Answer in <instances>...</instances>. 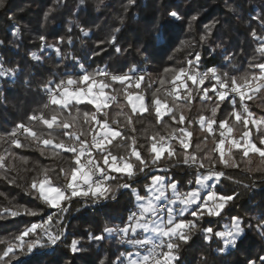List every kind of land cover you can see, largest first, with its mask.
Wrapping results in <instances>:
<instances>
[{
  "label": "trees",
  "instance_id": "trees-1",
  "mask_svg": "<svg viewBox=\"0 0 264 264\" xmlns=\"http://www.w3.org/2000/svg\"><path fill=\"white\" fill-rule=\"evenodd\" d=\"M173 11L180 19L169 15ZM259 14H264V0H135V3H130V0H3L0 6V65L8 74L0 76V135L10 132L18 123H24L43 138H49L48 133L52 131L54 142L65 140L64 130L55 129V126L54 130H49L40 121L28 120L32 114H43L50 119L52 115L61 113L59 106L49 104L44 108L49 97L43 85L48 81L54 85L65 72L75 77L97 69H107L112 74L145 69L148 74L140 88L130 86L129 91L142 92L146 95L147 104L153 98L152 93L161 87L159 81L169 80L174 70L187 67V61L194 60L196 53L200 55L198 67L204 69L215 67L220 73L228 72L230 76L251 71L249 62L261 60L255 51L258 41L251 36L255 29L258 36L264 37V27L254 19ZM117 28L119 32L115 31ZM42 36L45 38L43 41L40 39ZM113 36L115 44L110 42ZM202 36L206 39L202 40ZM61 38L63 42H60ZM56 48L60 49L59 54ZM116 48L122 51L117 52ZM33 54L40 59H33ZM226 56L230 60L226 61ZM188 84L192 86L191 81ZM164 87L167 89L170 84L166 83ZM121 89L117 82L112 90H106L111 94L119 93L107 109L109 121H116L113 128L122 130L124 135L134 136L136 147L147 159L152 142L150 137L156 133L166 137L170 132L175 135L173 130L179 126L167 116L163 123L158 124L154 111L134 115ZM247 103L256 117L264 116V90ZM212 106V101H202L196 96L190 107L182 110L186 117L184 126L192 132L188 153L195 152L198 158L204 159L206 168L197 169L169 159H163L161 167L168 165L169 168H164L167 169L165 173L179 179L183 190L194 186V182L190 185L188 181H194L198 172L205 173L207 168L215 167L224 173L215 191L221 195H232L234 199L227 203L221 216H204L197 222L189 242H181L180 264H204L205 261L207 264H248L250 260L260 264L258 258L264 256V236L256 225L264 219V164H261L258 154L253 153H249L251 163H247L249 158L242 157L237 149L231 153L236 166H226L219 161V151L213 152L215 142L220 138L217 125L213 126L212 134L197 127L201 115L211 117ZM77 108L81 130L84 131L88 125L83 113L93 109L86 104L77 105ZM230 111L228 101L221 103L215 119H228L229 126L236 124L232 136L239 139L244 128L234 117H229ZM76 115V108L70 107L58 114L57 120ZM128 116H132L131 125L127 122ZM189 120L191 124L187 123ZM133 127L134 132L131 130ZM206 135L208 138L205 140ZM19 138L24 145L21 148H10L6 140H0V154L5 156L4 164L8 166L0 169V208L20 211L15 217L6 215L0 218V239L10 240L25 227L43 223L53 213L59 215L62 224L54 221L52 230L63 228L61 240L56 245L38 248L37 254L22 260L24 264H100L101 261L112 264L121 252H130L133 246L120 242L117 237L105 234L104 240L96 241L89 239V234L99 235L106 226H123L135 206L130 189L118 188L117 185L128 183L143 191L148 177L158 170L138 172L132 179L113 173L118 178L107 182L112 187L108 199L96 202L90 198L74 197L63 202L64 207L70 204L68 211L61 213L38 199L35 190H30V184L34 178L42 179L43 170L48 169L53 184L63 185L65 178L59 170L71 168V154L56 149L59 154L53 155L50 146L40 144L38 147L24 135ZM174 146L176 157L182 159L184 153L178 141ZM41 148L44 149L43 154ZM111 150L118 156H127L130 140L115 138ZM9 152L15 153V157ZM209 154L211 159H205ZM10 179H15V183L10 184ZM24 209L36 211L38 215H27ZM233 216L241 218L244 234L236 247L219 252L223 242L219 238L206 241L202 230L212 227L214 231H220ZM185 219L195 218L187 214ZM73 239L79 241L81 251H71Z\"/></svg>",
  "mask_w": 264,
  "mask_h": 264
},
{
  "label": "snow or ice",
  "instance_id": "snow-or-ice-1",
  "mask_svg": "<svg viewBox=\"0 0 264 264\" xmlns=\"http://www.w3.org/2000/svg\"><path fill=\"white\" fill-rule=\"evenodd\" d=\"M130 3H135V0H130ZM2 5L3 0H0V6ZM169 15L180 19L175 11L170 12ZM254 19L261 27H264V14H259ZM115 31L119 32L120 29L117 28ZM84 35H88V33L84 32ZM251 36L258 41L255 51L261 57L258 62H249L248 69L251 71H245L239 76H230L228 72L220 73L217 68L212 67L201 72L198 69L200 55L196 53L194 60L187 61V67L174 70L169 80L161 79L159 81L161 87L152 93L153 98L147 104L142 92L129 91L130 86L140 88V84L144 80V74L137 69H131L122 74H112L107 69H97L94 72H84L75 77L65 72L64 77L54 85L52 81L43 85V90L49 97V103H46L44 108H48L49 104L59 106L61 113L58 114H62L63 110L72 107L76 108L77 115L61 118L59 121L57 120L58 114L52 115L50 119L45 118L43 114L28 116L30 122L40 121L49 130H54V126L55 129L64 130L65 140L54 142L55 137L52 131L48 133L49 138H43L33 127L24 123H18L10 132L0 135V140H6L10 148L12 146L21 148L24 145L19 137L24 135L26 139L30 138L34 141L38 147L40 144L50 146L53 149V155L59 154L55 151L56 149L71 154L73 160L71 168L59 170V173L63 174L65 178L63 185L53 184L48 175V169L43 170L42 179L34 178L30 184V190H35L38 199H42L49 207L59 209L61 213L68 211L63 206V202L70 201L74 197L90 198L94 201L108 199L112 187L107 182L118 178L112 175L113 173L123 174L128 179H132L138 172L144 173L148 169L166 172L167 169L161 167L163 159L175 160L178 164L197 169H205L204 159L198 158L195 152L188 153L190 147L188 138L192 136V132L184 126L186 117L182 114V110L185 107H190L196 96H199L202 101L213 102L214 106L210 109L211 117L206 118L201 115L199 125L202 130L206 126L208 134H212L213 126L217 125L220 138L218 142H215L214 138L213 152L219 151V161L226 166H236L231 153L233 149H237L241 151L242 157L249 158L247 163H251L249 153H253L258 154L261 164H264V116L256 117L247 103L257 93L264 90V37L258 36L255 29L252 30ZM40 39L43 41L45 38L42 36ZM201 39H206V37L202 36ZM60 42H63V38ZM110 42L115 44V36L111 38ZM68 43H71V40ZM55 51L57 54L60 53L59 48H56ZM116 51L121 52L122 49L116 48ZM33 59L39 60L40 57L33 54ZM225 60H230V57L226 56ZM13 71L9 70V72ZM7 74L0 71V76ZM189 81H191V87L188 84ZM117 82L122 86L121 91L134 115L154 111L158 124L163 123L164 117L167 116L179 126L173 130L175 135L170 132L166 137L156 133L150 137L152 142L148 149L149 158L147 159L136 147L135 137L124 135L122 130L113 128L112 125L117 123L116 121H109L107 109L111 102L116 100L119 93L111 94L106 90H112L113 84ZM166 83H169L171 87L165 89ZM225 101L231 104L229 117H234L235 121L242 124L244 128L239 139L232 136L236 124L229 126L228 119L219 121L215 119L220 104ZM80 104H86L93 109L83 113L84 121L88 125L84 131L81 130L80 113L77 108V105ZM126 119L129 125L133 123L132 116H128ZM187 123L191 124L192 121L189 120ZM69 128L73 130L68 131ZM131 130L134 132L135 128L133 127ZM117 137L122 141L130 140V150L127 156L113 154L111 146ZM207 138L206 135L205 140ZM175 141H178L179 147L184 153L182 159L176 157ZM226 143L229 145L227 159H225ZM41 152L43 154V148H41ZM9 154L15 157V153L9 152ZM205 159H211V154ZM4 160L5 156L0 154V169L8 167L4 164ZM223 175V172H216L214 167H209L206 174L198 172L194 181H188L190 185L193 182L199 185V188H193L183 193L179 191V181L166 175H150L149 183L144 186L145 195H141L138 189L132 188L131 184L117 185L118 188L132 189L136 201L135 210L130 212L123 226H106L99 235L90 233L89 239L102 241L107 234V236L117 237L120 242L134 245L137 248L135 254L121 252L112 264H180L181 242L184 244L189 242L192 231L197 228V222L204 216H221L227 203L234 199L232 195L219 194L215 191V185L208 183L214 177L218 179ZM4 178L7 179V176L5 175ZM8 182L14 184L15 179H10ZM205 191L206 195L202 196V192ZM177 204L182 207L177 208ZM193 205L195 207H192ZM189 208H191L190 212H188ZM24 212L31 216L38 215L36 211L30 209H24ZM186 212L195 219H185ZM19 214L18 210L7 207L0 208V218H4L6 215L15 217ZM54 221L62 224L59 215L53 213L48 215L43 223H33L25 227L10 240L0 239V246H2L0 247V264H24L21 257L34 254L38 248L56 245L61 240L63 228L53 231ZM256 227L264 236V219ZM202 231L206 241L211 242L214 238H219L225 247L229 245L236 247L245 229L242 226L241 218L233 216L230 227L225 231H214L212 227ZM148 233L151 235H145ZM78 244V240H72L70 249L73 253L82 250L78 248ZM225 247L218 248V251L224 252ZM258 259L260 264H264V256H260ZM100 264H104V261H101ZM204 264L207 262L205 261ZM248 264H257V262L250 260Z\"/></svg>",
  "mask_w": 264,
  "mask_h": 264
},
{
  "label": "rangeland",
  "instance_id": "rangeland-1",
  "mask_svg": "<svg viewBox=\"0 0 264 264\" xmlns=\"http://www.w3.org/2000/svg\"><path fill=\"white\" fill-rule=\"evenodd\" d=\"M178 83V82H177ZM170 87H171V85H170ZM251 94V93H250ZM144 95V94H143ZM144 97H145V103H146V95H144ZM169 106H171L170 105V103H169ZM197 127H198V129H200V130H202L201 128H200V125H199V121H198V123H197ZM250 127H251V125H250ZM205 129H206V126H205ZM189 139V138H188ZM228 144L226 143L225 144V149L228 147L227 146ZM163 168H169L168 167V165H166V166H164ZM158 170V169H157ZM207 172H205L204 174H206ZM154 174H156V175H166L167 177H170V178H173V179H175V180H177V181H179V179H177V178H175L171 173H165V172H161V171H159L158 170V172H155ZM219 179L220 178H213V180H211V181H209L208 183L210 184V185H217V183H218V181H219ZM148 183H149V181H148ZM132 188H135V189H138L139 191H140V193H141V195H145V191H144V189H143V191H142V189L140 188V187H138V186H135V187H132ZM178 188H179V191L180 192H187V191H189V190H191V189H193V188H199V185H196L195 183H194V186L193 187H190V188H188V189H185V190H183V189H181V187H180V182H179V185H178ZM130 191H131V196H132V199H133V204H134V206L136 207V201H135V198H134V196H133V194H132V189H130ZM203 195H206V191L205 192H202V196ZM166 203V202H165ZM66 206V205H65ZM176 207L177 208H179V207H182V205H180V204H177L176 205ZM192 207H195V205H193ZM191 211V208H189V210H188V212H190ZM188 212H186L185 213V216L188 214ZM185 218V217H184ZM230 225H231V222L229 223V224H226L225 226H224V228L222 229V230H220V231H225V230H227L229 227H230ZM244 234V233H243ZM243 234H242V236H243ZM145 235H151L150 233H148V234H145ZM241 236V237H242ZM240 237V238H241ZM131 245V244H130ZM133 246V249L130 251V252H132L133 254H135V252L137 251V248L134 246V245H132ZM223 247H225L224 246V244H223ZM52 247H50V248H48L47 250H49V249H51ZM230 248H232V246L231 245H229V246H227V247H225V251H228ZM38 253V250L36 249L35 251H34V254H37ZM33 255V254H32ZM32 255H30V256H26V257H24V258H22L21 260H23V259H26V258H30Z\"/></svg>",
  "mask_w": 264,
  "mask_h": 264
},
{
  "label": "built area",
  "instance_id": "built-area-1",
  "mask_svg": "<svg viewBox=\"0 0 264 264\" xmlns=\"http://www.w3.org/2000/svg\"><path fill=\"white\" fill-rule=\"evenodd\" d=\"M198 69H199V71H201V72H203V71L206 70V69L201 68V67H198ZM2 70H3V69H2V67H1V65H0V71H2ZM139 72H142V73L144 74V76L148 74V71L145 70V69H141V70H139ZM213 83H214V81H213ZM46 94H47V93H46ZM47 96H48V94H47ZM207 170H208V168H207ZM214 170H215L216 172H223V171H218L215 167H214ZM82 198H84V197H82ZM99 201H100V200H99ZM99 201H96V202H99Z\"/></svg>",
  "mask_w": 264,
  "mask_h": 264
},
{
  "label": "water",
  "instance_id": "water-1",
  "mask_svg": "<svg viewBox=\"0 0 264 264\" xmlns=\"http://www.w3.org/2000/svg\"><path fill=\"white\" fill-rule=\"evenodd\" d=\"M69 204H70V203H67L65 207L67 208V207L69 206Z\"/></svg>",
  "mask_w": 264,
  "mask_h": 264
}]
</instances>
